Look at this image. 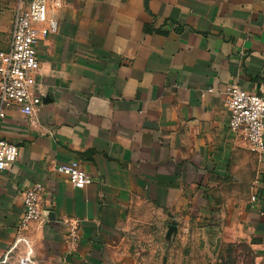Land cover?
<instances>
[{
	"label": "crops",
	"instance_id": "1",
	"mask_svg": "<svg viewBox=\"0 0 264 264\" xmlns=\"http://www.w3.org/2000/svg\"><path fill=\"white\" fill-rule=\"evenodd\" d=\"M13 8L0 0V51ZM51 13L57 32L35 47L42 103L31 116L10 105L0 119V140L18 148L0 172V258L22 230V192L40 183L51 218L30 240L73 252L61 264L117 237L140 203L191 206L207 221L218 206L237 209L244 231L221 236L252 242L264 264V152L228 131L225 103L234 84L264 98V0H59ZM71 160L91 185L56 174ZM67 222L78 246L65 245Z\"/></svg>",
	"mask_w": 264,
	"mask_h": 264
},
{
	"label": "rangeland",
	"instance_id": "2",
	"mask_svg": "<svg viewBox=\"0 0 264 264\" xmlns=\"http://www.w3.org/2000/svg\"><path fill=\"white\" fill-rule=\"evenodd\" d=\"M199 215L191 206L166 210L140 203L127 210L129 220L118 228L117 237L109 242L97 237L86 252H78V260L71 264H258L252 242L245 238L224 241L221 236L225 229L244 231L237 209L223 210L218 206L214 218L208 221L199 220ZM47 221L50 220L45 216L22 229L17 244L10 252H4L0 264H18L26 253L36 264L67 262L73 255L67 248L64 252H51V244L38 245L30 240L32 226L39 227ZM77 229V223L67 222L65 245L69 244V248L79 244ZM72 233L76 235L74 241Z\"/></svg>",
	"mask_w": 264,
	"mask_h": 264
},
{
	"label": "built area",
	"instance_id": "3",
	"mask_svg": "<svg viewBox=\"0 0 264 264\" xmlns=\"http://www.w3.org/2000/svg\"><path fill=\"white\" fill-rule=\"evenodd\" d=\"M55 1L59 2L14 0L9 45L6 50L0 51V119L10 105H16L21 114L31 116L42 103L41 98L34 95L35 75L39 69L35 47L41 40L57 32L58 20L51 13ZM225 103L228 131L240 134L249 151L261 155L264 152V98L234 84L225 91ZM17 158V146L0 140V172L8 169ZM55 172L66 178L75 189H83L92 183L78 160L57 165ZM43 192L44 188L40 183H33L22 192L21 229L45 217L39 205ZM254 200L255 197H251V201ZM70 237L72 241L76 239L74 233ZM18 264L36 263L30 253H26L19 258Z\"/></svg>",
	"mask_w": 264,
	"mask_h": 264
},
{
	"label": "water",
	"instance_id": "4",
	"mask_svg": "<svg viewBox=\"0 0 264 264\" xmlns=\"http://www.w3.org/2000/svg\"><path fill=\"white\" fill-rule=\"evenodd\" d=\"M45 216L47 217V219H50L51 218L50 212H48Z\"/></svg>",
	"mask_w": 264,
	"mask_h": 264
}]
</instances>
